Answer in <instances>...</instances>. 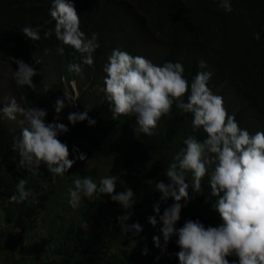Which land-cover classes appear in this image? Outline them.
<instances>
[{
	"label": "clouds",
	"instance_id": "1",
	"mask_svg": "<svg viewBox=\"0 0 264 264\" xmlns=\"http://www.w3.org/2000/svg\"><path fill=\"white\" fill-rule=\"evenodd\" d=\"M211 1L225 13L234 11L231 0ZM167 9L178 10L179 20L187 14L201 18L210 14L209 0H91L89 8L81 0H34L12 7L7 13L9 20L2 22V26H11L13 30L4 34L0 56L7 60L16 92H0V127L8 128L14 135L11 125L18 115L23 117L24 126L14 138L12 151L18 152L20 166L33 176L42 166L46 168L53 184L77 161L88 159L75 145L70 153L67 143L59 139L69 128L58 121L72 126L87 121L88 126H94V133L97 121L89 117L87 110L81 112L79 105L90 112L96 110L80 99H72L62 84L45 86L46 74H42L40 66L46 55L53 53L60 56L69 88L75 75L81 74L85 79L83 92L94 90V85H88L92 79L103 81L96 85V91L110 105L112 119L134 117L132 126L139 134L153 136L160 120L170 118L175 107L178 113L187 114L189 120L178 121L171 131L173 136L187 126V132L168 149L169 161L162 173L168 183L145 181L160 194L152 191L150 206L154 214L147 217L153 228L160 225V235L152 237L154 247L164 254L170 240L176 237L179 251L174 255L179 264H264V130L248 127L254 109L247 125L237 118L236 110L245 104L240 85L233 84L236 93L232 103L224 104V93L217 89L213 92L209 87L210 71H198L189 81L184 76L183 64L167 59L174 50L169 46L166 28L159 23L161 19L166 21L163 12ZM21 14L34 20L20 22ZM83 19L90 20V30L84 27ZM198 67L205 69L206 61L200 60ZM41 92L47 93L48 98L35 107H26L31 94ZM69 108L76 111L69 112ZM47 110L55 115L53 122H46ZM62 111H66L64 118L60 116ZM111 156L103 161L116 168L118 174L96 181L93 178L99 172L84 177L75 172L73 182H61L68 185L60 189L62 197L67 193L66 203L53 194L49 206L55 210L51 212L53 217L63 219L68 206L80 207L107 195L122 209H128L124 216L117 217L120 233L140 236L143 226L139 222L128 223L134 215L136 195L122 167L108 161ZM204 179L207 195L201 197L215 198L211 205L213 218L202 223L192 212H184L187 220L177 228L182 209L193 206L188 204L189 187L194 193H202ZM121 182L127 186L119 191L116 185ZM26 183L23 178L18 181L16 194L9 197V203L19 205L32 196ZM170 198L173 202L161 214L162 203L167 204ZM37 222L28 242L35 237L32 233L39 231ZM6 235L19 236L14 232ZM7 252L0 250V261L10 264L5 260ZM17 254L14 258L20 259ZM148 254L145 245L141 255ZM82 259L85 264L96 262L90 254H83Z\"/></svg>",
	"mask_w": 264,
	"mask_h": 264
},
{
	"label": "trees",
	"instance_id": "2",
	"mask_svg": "<svg viewBox=\"0 0 264 264\" xmlns=\"http://www.w3.org/2000/svg\"><path fill=\"white\" fill-rule=\"evenodd\" d=\"M32 1L34 0H0V45L4 34L13 30L11 26H2V22L9 20L8 10ZM90 1L81 0L86 8L90 7ZM230 2L234 11L225 13L209 0L208 18L187 14L185 18L179 20L178 10H165L163 15L167 22L161 19L159 23L166 28L169 46L174 50L167 59L179 60L185 68L184 76L189 81L198 71H210L212 77L209 87L213 92L217 89L225 93L229 82L240 85L245 104L236 110L237 118L243 125H247L254 109V117L248 127L264 130V0ZM18 20L24 22L34 19L21 14ZM83 25L90 30V20L83 19ZM200 60L206 61L205 69L198 67ZM47 98L45 92L31 94L26 101V107H35L33 105ZM102 104L107 102L102 101ZM79 107L81 112L87 110L89 117L97 121L95 132L91 130L94 126H88L87 121L72 126L59 120L58 122L69 128V131L61 134L59 139L67 143L70 153L75 145L88 159L77 161L68 173L63 177H57L55 184L51 182L50 174L43 166L35 176L20 166L18 152L12 151L16 137L8 128L0 127V207L10 210L4 220L11 221L14 226L20 228L17 238L8 237L0 229V250L9 251L4 255L5 260L10 264H30L31 261L38 259L39 264H85L82 256L90 254L96 258L95 264H179L178 258L174 255L179 251L175 243L176 237L170 240L164 254L153 245L152 237L160 235L158 231L160 225L153 228L148 224L147 217L154 214L150 206L153 192L160 194L145 181L164 180L168 183L167 178L162 175L169 161L168 149L187 132V126L181 127L173 136L171 131L175 123L187 122L189 117L187 114L178 113L173 107V114L170 118L160 120L155 134L145 136L134 131L132 124L135 123V118L132 116H121L113 120L112 113L107 117H99L98 109L90 112L83 106ZM68 110L76 111L75 108ZM47 111L46 122H53L55 115L50 110ZM244 128L250 133H255L247 127ZM106 152L112 155L108 161L122 167L125 178L134 190L137 203L134 206V215L128 223L139 222L143 226L140 236H134L131 232L126 236L120 233L117 217L124 216L128 209H122L107 195L84 203L80 207L70 208L67 205L72 214L67 218L65 215L63 219L58 218V225L56 218L50 217V212L55 210V207L49 206L54 199L53 194L61 197L66 203L59 189L68 185H61L60 181L73 182L76 179L74 172L79 177L96 175L100 164L104 162L101 156ZM71 158L73 157L70 155ZM21 178L27 181L25 188L31 189L32 196L19 205L9 203V197L16 194V184ZM202 183L204 184L202 193H194L191 186L189 187L191 199L188 204L193 203V206L182 209L177 228L182 227L187 220L184 212H192L196 216L195 219H200L202 223L213 218L211 205L215 198L201 197L207 195V180L204 179ZM172 202L170 198L167 204L162 203L161 214ZM37 220L40 222L38 230H45L49 236L37 242H28L30 232L37 228ZM83 222L86 223L85 229L82 228ZM161 242L163 243L162 236ZM23 243L33 252L29 258L15 259L14 254L20 251ZM145 245L149 253L146 256L141 255ZM47 250H50L47 258L42 259L40 255ZM157 256L161 257L158 261L155 259Z\"/></svg>",
	"mask_w": 264,
	"mask_h": 264
},
{
	"label": "rangeland",
	"instance_id": "3",
	"mask_svg": "<svg viewBox=\"0 0 264 264\" xmlns=\"http://www.w3.org/2000/svg\"><path fill=\"white\" fill-rule=\"evenodd\" d=\"M42 74H46V81L45 86L48 87L50 85H59L62 84L65 87V92L67 95L72 97V99H76L77 102L80 99L81 102H84L87 104L91 109L95 110L98 109V116L99 117H107L110 115V105L102 104L103 98L101 97V93H97L96 91V85L100 84V82L95 79H92L89 83L91 85H94V90L84 91L85 85H84V77H81L80 75H75L72 82H70L71 88H69L66 79L63 77L62 72V61L60 59V56L57 53H53L50 55H46L44 62L40 66ZM4 91H11L16 92V87L13 83L12 75L10 73L9 68L7 67V60L5 57L0 56V92L3 93ZM236 91L235 87L232 82H229L228 87L226 89V92L224 95V104L229 105L232 103V100L234 98ZM55 112V111H54ZM60 116L63 118L66 116V111H62L60 113ZM23 120V117L18 115L16 121L11 125V129L13 130V133L15 137L19 136L21 128L24 126L21 124V121ZM109 154H103L101 156V159H106ZM117 169L114 168L110 163H104L102 162L100 164V171L99 173L93 178V180L98 181L100 177L102 176H108L113 175L115 176L117 173ZM75 173V172H74ZM62 181H60L61 184ZM127 184L125 182L117 183L116 188L117 190L121 191L124 187H126ZM62 187L61 189H63ZM60 190V189H59ZM64 197L67 198V193L64 194ZM62 206H59V213H61ZM10 213L9 208L8 209H2L0 207V229H2V232H5L6 234H9L11 232H14V234L19 235L20 230L15 228L12 223L5 222V217ZM55 214L54 212H51L50 217H53ZM70 211L65 212L66 218L70 216ZM59 219L56 218V224L58 225ZM38 227H40V222H37ZM82 228H86V224L83 223ZM35 237L33 238L34 242H37L39 239L48 238L49 234L45 231H37V233H32ZM50 252V250L45 251L40 255L42 259L47 258V254ZM31 255V248L27 246V244L23 243L20 251L17 254V258L21 257H29ZM2 255H0L1 258ZM40 260L37 261H31L30 264H39ZM0 264H5L0 261Z\"/></svg>",
	"mask_w": 264,
	"mask_h": 264
}]
</instances>
